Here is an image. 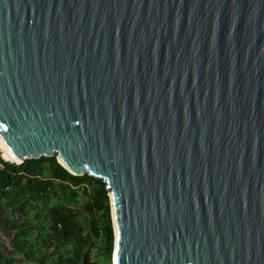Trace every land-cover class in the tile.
<instances>
[{"label":"water","instance_id":"obj_1","mask_svg":"<svg viewBox=\"0 0 264 264\" xmlns=\"http://www.w3.org/2000/svg\"><path fill=\"white\" fill-rule=\"evenodd\" d=\"M0 139L106 181L113 264H264V0H0Z\"/></svg>","mask_w":264,"mask_h":264},{"label":"trees","instance_id":"obj_2","mask_svg":"<svg viewBox=\"0 0 264 264\" xmlns=\"http://www.w3.org/2000/svg\"><path fill=\"white\" fill-rule=\"evenodd\" d=\"M0 195V207L9 210L0 225L27 260L113 264L115 230L104 179L71 173L57 155L17 162L0 149ZM0 264L22 260L0 251Z\"/></svg>","mask_w":264,"mask_h":264},{"label":"crops","instance_id":"obj_3","mask_svg":"<svg viewBox=\"0 0 264 264\" xmlns=\"http://www.w3.org/2000/svg\"><path fill=\"white\" fill-rule=\"evenodd\" d=\"M0 237L2 240V244L0 245V251L5 252L4 250H2L3 249L2 247L4 245H7L9 247V249L5 252V254L8 257H11L13 255L18 261L22 260V264H49V263H43L39 258L27 260L23 253L21 255V253L12 250V245H11V240H10L12 236L0 233Z\"/></svg>","mask_w":264,"mask_h":264},{"label":"rangeland","instance_id":"obj_4","mask_svg":"<svg viewBox=\"0 0 264 264\" xmlns=\"http://www.w3.org/2000/svg\"><path fill=\"white\" fill-rule=\"evenodd\" d=\"M0 199H1V195H0ZM5 201H6V197H4L2 199L1 203L4 205ZM8 212H9V210L3 209L0 207V218L3 219L7 215ZM0 233L12 236V233L5 230V227L3 225H0ZM2 248H3L2 250H4L5 252L9 249V247L7 245H4ZM12 250H13V248H12ZM11 257H13V255Z\"/></svg>","mask_w":264,"mask_h":264},{"label":"bare ground","instance_id":"obj_5","mask_svg":"<svg viewBox=\"0 0 264 264\" xmlns=\"http://www.w3.org/2000/svg\"><path fill=\"white\" fill-rule=\"evenodd\" d=\"M0 149L3 151V153L5 154V156L11 160V161H17L19 162V160L9 151V149L5 146V144L2 142V140L0 139ZM60 162L63 163L62 159H60ZM115 218V217H114ZM115 220V219H114Z\"/></svg>","mask_w":264,"mask_h":264}]
</instances>
